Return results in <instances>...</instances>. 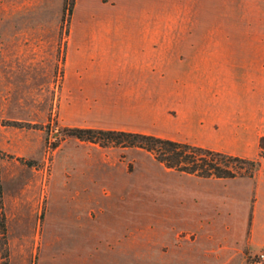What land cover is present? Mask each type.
<instances>
[{
    "label": "crops",
    "instance_id": "obj_1",
    "mask_svg": "<svg viewBox=\"0 0 264 264\" xmlns=\"http://www.w3.org/2000/svg\"><path fill=\"white\" fill-rule=\"evenodd\" d=\"M45 21L32 50L65 54L60 106L68 126L153 134L257 159L264 172V0H74L67 31L57 13ZM254 177V188L213 177L238 182L247 202L215 209L203 235L178 234L156 260L246 264L257 247L256 258L264 174ZM152 251L143 254L150 260Z\"/></svg>",
    "mask_w": 264,
    "mask_h": 264
},
{
    "label": "rangeland",
    "instance_id": "obj_2",
    "mask_svg": "<svg viewBox=\"0 0 264 264\" xmlns=\"http://www.w3.org/2000/svg\"><path fill=\"white\" fill-rule=\"evenodd\" d=\"M73 3L0 0V264H164L157 252L178 234L203 235L215 209L247 198L236 181L225 186L167 169L144 149L64 132L72 127L60 106L65 54L32 46L48 15H60L67 31ZM259 174L234 179L254 188Z\"/></svg>",
    "mask_w": 264,
    "mask_h": 264
},
{
    "label": "trees",
    "instance_id": "obj_3",
    "mask_svg": "<svg viewBox=\"0 0 264 264\" xmlns=\"http://www.w3.org/2000/svg\"><path fill=\"white\" fill-rule=\"evenodd\" d=\"M64 132L81 140L105 144L111 139L129 147L141 148L153 156L167 169L202 177L232 178L237 174L252 175L259 167L257 159L228 155L189 143L179 142L139 132L115 131L87 127H65ZM260 156L264 157V137L259 141ZM233 166H246L244 173L236 172ZM235 163V164H234Z\"/></svg>",
    "mask_w": 264,
    "mask_h": 264
},
{
    "label": "built area",
    "instance_id": "obj_4",
    "mask_svg": "<svg viewBox=\"0 0 264 264\" xmlns=\"http://www.w3.org/2000/svg\"><path fill=\"white\" fill-rule=\"evenodd\" d=\"M255 264H264V243L258 248Z\"/></svg>",
    "mask_w": 264,
    "mask_h": 264
}]
</instances>
